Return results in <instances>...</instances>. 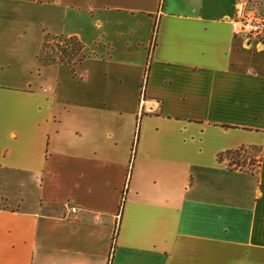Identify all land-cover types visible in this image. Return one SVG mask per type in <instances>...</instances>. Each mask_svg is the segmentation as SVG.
I'll return each mask as SVG.
<instances>
[{"label":"crops","instance_id":"obj_1","mask_svg":"<svg viewBox=\"0 0 264 264\" xmlns=\"http://www.w3.org/2000/svg\"><path fill=\"white\" fill-rule=\"evenodd\" d=\"M3 2L0 264H264V0Z\"/></svg>","mask_w":264,"mask_h":264},{"label":"rangeland","instance_id":"obj_2","mask_svg":"<svg viewBox=\"0 0 264 264\" xmlns=\"http://www.w3.org/2000/svg\"><path fill=\"white\" fill-rule=\"evenodd\" d=\"M48 26L43 21H34L31 8H21L17 3H0V72L32 65L40 41L52 37L46 35ZM66 44L73 48L70 43ZM50 46L46 43V48ZM57 47L62 50L60 44Z\"/></svg>","mask_w":264,"mask_h":264},{"label":"built area","instance_id":"obj_3","mask_svg":"<svg viewBox=\"0 0 264 264\" xmlns=\"http://www.w3.org/2000/svg\"><path fill=\"white\" fill-rule=\"evenodd\" d=\"M234 33L250 39L264 40V17L243 15L233 21ZM75 210V209H74Z\"/></svg>","mask_w":264,"mask_h":264}]
</instances>
